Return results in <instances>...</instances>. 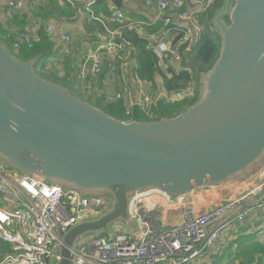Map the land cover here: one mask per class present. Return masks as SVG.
I'll return each mask as SVG.
<instances>
[{
    "label": "water",
    "instance_id": "95a60500",
    "mask_svg": "<svg viewBox=\"0 0 264 264\" xmlns=\"http://www.w3.org/2000/svg\"><path fill=\"white\" fill-rule=\"evenodd\" d=\"M210 23L219 54L199 75L196 101L153 121L109 116L38 74L40 59L18 60L0 42V165L107 201L63 234L50 264H70L78 245L116 225L136 232L139 197L173 201L264 175V0H223Z\"/></svg>",
    "mask_w": 264,
    "mask_h": 264
},
{
    "label": "built area",
    "instance_id": "2783aa9c",
    "mask_svg": "<svg viewBox=\"0 0 264 264\" xmlns=\"http://www.w3.org/2000/svg\"><path fill=\"white\" fill-rule=\"evenodd\" d=\"M64 1L70 8L88 13L93 20H97L91 11L96 0ZM129 1L123 0L126 4ZM24 2L9 1L5 13L0 16V23L5 25L14 14L22 11ZM144 2L156 11L154 18L148 23L131 21L122 12H113L107 23L116 27L117 35L108 32L95 50L77 58L75 79L80 92L85 93L104 72L110 73L117 77L119 88L112 94L104 95V103L125 102L127 115H132L133 108H137L147 117H153L161 101L166 106L195 102L198 88L195 82H189L167 92L134 74L138 97L132 100L135 90L128 83L132 43L122 35L134 33L144 26L160 28L166 37L152 48L155 68L162 69L167 64L180 66L182 55L189 53L201 41L204 27L200 19L216 0ZM174 16L176 20H173ZM54 33L55 27L50 21L29 17L27 26L12 30V49L15 52L22 47L31 50L42 43L44 37H52ZM58 41L60 54L70 56L71 37L60 32ZM54 67L59 72L63 71L53 60L44 70L51 72ZM150 196L161 199L156 202L157 206L165 203L174 207L171 209L178 211L180 221L170 227L158 222L156 206L151 208L142 204ZM106 203L104 198L80 197L0 165V244L8 249H0V264H50L54 246L63 234L72 225L96 215ZM131 207L132 216L138 224L136 232H127L121 225H116L111 237L103 234L90 237L72 251L70 264H190L216 254L224 247L230 232L236 231L239 225L255 214H260L262 221L254 223V230L264 231V190L261 186L203 211L187 203L184 197L169 201L159 194L139 197Z\"/></svg>",
    "mask_w": 264,
    "mask_h": 264
},
{
    "label": "crops",
    "instance_id": "0c3cea01",
    "mask_svg": "<svg viewBox=\"0 0 264 264\" xmlns=\"http://www.w3.org/2000/svg\"><path fill=\"white\" fill-rule=\"evenodd\" d=\"M9 1L11 0H0V16L5 13ZM114 1L115 0H96L95 4L91 8V11L92 15L97 20H93L88 13L80 12L76 9L70 8L64 0H25L23 10L17 13L20 14L23 19L18 17L16 22L13 21L11 26H14L13 29H23L25 26H27L29 17L39 18L43 21H50L53 23L55 27V33L52 37L48 38L54 46L51 55L43 61V65L46 66L51 60H53L54 64L62 67L63 71L59 72L54 67L51 70V73H54L59 79H63L65 83L68 82L71 91L73 90L72 92L82 94L80 92L79 83L75 79L76 60L78 57L86 54L88 51L95 50L100 41L108 35V32H114L115 35H117L115 27L112 24L107 23L110 15L113 12L120 11L127 19L131 21H142L145 23L150 22L156 15V11L147 7L144 0H130L128 4L122 2L120 8L116 7ZM173 20H176L175 16L173 17ZM175 22L178 23L177 21ZM176 25H180V27L182 26L181 24ZM60 32L68 34L72 39V53L70 56H63L59 52L60 43L58 41V34ZM126 35H128L129 38H131V36L135 37L139 47L144 45L145 50L151 51L152 54L153 46L157 44L158 41L166 37L165 33L160 28L150 26H144L136 32L124 34L122 37H127ZM118 38L121 37L119 36ZM132 49L129 51L131 65L128 83L130 84L131 88L135 90V93L132 96V100H135L138 97V86L133 75L137 74L136 68L138 67V62L136 59V48L134 47ZM178 68H180L178 65L167 64L161 69V71L166 73L167 76H172L173 70ZM155 69L156 73H154V79H152L151 82L154 81L153 84L160 90H165L166 88L163 78L158 73L160 69ZM118 88L119 81L117 77L110 73L104 72L101 77L97 78L91 83L90 90L83 93L82 95L86 99L90 100L91 103L100 98H102L103 101L104 95L112 94L118 90ZM86 99L84 100L86 101ZM122 104L124 108H126V103L122 102ZM162 104L164 103L161 101L158 107L160 108ZM154 112L155 114H158L160 111L155 110ZM132 113L133 115L138 113L139 116H143V114L137 108H133ZM263 176L264 175H262L259 179L257 178L251 182L242 184H232L225 187L195 189L183 197L187 203L192 204L199 211L211 209L215 205L224 201L232 200L241 195L247 194L259 186H261L264 190ZM160 200L161 199L159 197L150 196L144 199L142 203L148 207H153L150 205V203L154 204ZM155 208L157 209L156 212L159 215L157 221L161 222V224H163L165 227H170L171 225L180 221L178 211L171 209L174 207H169L165 203H162ZM261 221L262 216L260 214H255L252 219H249L243 224L239 225L236 229L237 232L232 231L237 234L230 232V237L237 235L235 244H237L238 239L248 238L252 234L253 238H259V235H264V231L254 232V223H261ZM252 229L254 230V233L248 234L247 236L246 233ZM238 235L243 237L238 238ZM261 240L264 243V239ZM0 249L4 251L8 250L6 247H2ZM196 264H208V261L203 258L198 260Z\"/></svg>",
    "mask_w": 264,
    "mask_h": 264
},
{
    "label": "trees",
    "instance_id": "16d2710c",
    "mask_svg": "<svg viewBox=\"0 0 264 264\" xmlns=\"http://www.w3.org/2000/svg\"><path fill=\"white\" fill-rule=\"evenodd\" d=\"M222 4L223 0H217L201 17V23H203L202 21L204 20L207 22L206 27L204 25L203 37L200 42L192 47L189 53L182 55V63L179 66L180 68L173 70L172 76H167V74L161 71V69L158 71L163 78L166 88L165 90L167 92L186 85L189 82H195L197 89L199 87V75L209 71L213 67L218 58L220 41L217 36L214 35L215 33H213L214 30L211 26L210 20L214 12L219 9ZM18 17L22 18L20 14H14L5 25L0 23V42L6 47L10 46L11 49L12 42L14 40L12 36L14 26L11 25L13 21L16 22ZM208 25L211 29L208 28ZM212 33L214 37L212 36ZM126 36V38H128L132 43V48H136V59L138 62V67L136 68L137 74L140 78L153 84L154 81L151 82V80L154 79V73H156L154 55L151 51H146L144 45L139 47L135 37L131 36V38H129L128 35ZM53 46L54 45L50 39L48 37H44L42 43L36 45L31 50L22 47L17 52L12 49L14 52L11 51V53L21 61H28L35 58L40 59L39 63L35 66V71L49 81L55 84L60 83L62 87L71 90L68 82L65 83L63 79H59L54 73L44 70L45 66L43 65V61L51 55ZM183 69H187L188 71H184ZM75 93L80 95V97L83 96V93ZM83 99L86 98L84 97ZM86 101L109 116L123 121H153L159 120L160 118H173L194 103L186 102L171 106L162 104L159 109H156L160 112L149 118L144 114V117L139 116L138 113H135V115H126L122 102L104 103L102 98L92 103L88 99H86ZM252 238L253 237L238 239L237 244L233 249H231V246L228 245L224 251L216 255V261L211 264H264V243L263 241L251 240ZM1 247H3L2 244H0V248Z\"/></svg>",
    "mask_w": 264,
    "mask_h": 264
},
{
    "label": "rangeland",
    "instance_id": "374dc122",
    "mask_svg": "<svg viewBox=\"0 0 264 264\" xmlns=\"http://www.w3.org/2000/svg\"><path fill=\"white\" fill-rule=\"evenodd\" d=\"M217 1V0H216ZM215 5H217V4H215ZM203 23H202V25H203V27H204V25H205V27H206V25H207V22L204 20V21H202ZM208 28H210V26L208 25ZM211 29V28H210ZM213 33H215V32H213ZM213 33H212V36L214 37V35H216V33L213 35ZM217 36V35H216ZM218 38V37H217ZM219 39V38H218ZM8 49H10V51H12V52H14L11 48H10V46H8L7 47ZM198 82V81H197ZM199 83V82H198ZM59 84V86H61V84L60 83H58ZM57 84V85H58ZM199 85V84H198ZM198 94H199V87H198ZM78 96H80V95H78ZM83 97V96H82ZM81 97V98H82ZM84 98V97H83ZM254 230L252 229V230H249L248 231V233H246V235L248 236V234H252V233H254V232H257L256 230L253 232ZM235 232H237V231H235ZM235 232H232V233H234V234H237V233H235ZM255 234H261V233H255ZM97 236H99V235H96V236H93V237H97ZM237 236V235H236ZM236 236H232V237H230V235H229V238H228V240L226 241V243L224 244V248L223 247H221L218 251H217V253L216 254H212V255H208V256H205V257H202V258H200V259H203V258H205L207 261H208V264H211L212 262H214V261H216V255H218V254H220V252H222V251H224L225 249H226V247L228 246V245H230L231 246V249H233L235 246H236V244H235V239H236ZM92 237V238H93ZM239 237H243V236H241V235H238V238ZM249 237H253V234L251 235V236H249ZM259 238H252L251 240H257V241H262L261 239H264V235L263 234H261V235H259L258 236ZM237 238V239H238ZM234 241V242H233ZM199 259V260H200ZM198 262V260L197 261H194V262H192V263H190V264H196ZM222 262V261H221Z\"/></svg>",
    "mask_w": 264,
    "mask_h": 264
},
{
    "label": "bare ground",
    "instance_id": "6f19581e",
    "mask_svg": "<svg viewBox=\"0 0 264 264\" xmlns=\"http://www.w3.org/2000/svg\"><path fill=\"white\" fill-rule=\"evenodd\" d=\"M145 5H146V4H145ZM114 27H115V26H114ZM115 30H116V27H115ZM157 45H159V44H157ZM157 45H156V46H157ZM125 114H126V113H125ZM126 115H127V114H126ZM149 118H151V117H149ZM263 177H264V176H263ZM260 178H261V177H260ZM263 179H264V178H263ZM135 200H136V199H135ZM142 204H143V203H142ZM150 205L153 206V207L157 206L156 203H154V204L150 203ZM151 208H152V207H151ZM70 261H71V260H70Z\"/></svg>",
    "mask_w": 264,
    "mask_h": 264
}]
</instances>
